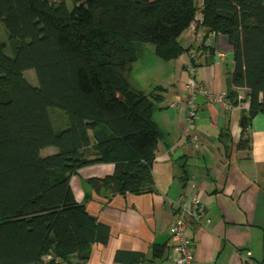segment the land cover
Wrapping results in <instances>:
<instances>
[{
	"label": "trees",
	"instance_id": "16d2710c",
	"mask_svg": "<svg viewBox=\"0 0 264 264\" xmlns=\"http://www.w3.org/2000/svg\"><path fill=\"white\" fill-rule=\"evenodd\" d=\"M70 1L71 11L65 0H0V264L48 255L47 264L72 256L81 264L92 246L108 242L109 227L86 210L92 195L154 190L160 132L152 119L167 90L145 94L131 82L143 45L162 62L211 46L181 43L199 0ZM201 15L200 28L225 37L232 53L226 100L235 103L242 90L249 102L238 145L248 149L250 121L264 116V0H203ZM28 71L36 87L25 80ZM47 147L57 152L41 157ZM101 163L113 164V173L86 180L82 203L69 201L70 178Z\"/></svg>",
	"mask_w": 264,
	"mask_h": 264
},
{
	"label": "crops",
	"instance_id": "0c3cea01",
	"mask_svg": "<svg viewBox=\"0 0 264 264\" xmlns=\"http://www.w3.org/2000/svg\"><path fill=\"white\" fill-rule=\"evenodd\" d=\"M181 43L195 51L201 46L186 33ZM228 47L221 36L213 39L209 48L196 52L195 80L205 91L197 100L198 120L193 131L200 143L197 149L181 139L188 79L184 58L167 62L170 66L160 64L172 73L171 79L163 81L169 80L167 85L172 87L166 89L153 113L160 132L151 171L154 190L141 195L125 192L109 200L92 195L86 210L109 227L110 235L105 245L92 246L81 264H172L175 254L169 230L183 195L198 198L204 212L201 220H187L195 264H264V116L250 121L244 134L248 149L238 147L242 115L248 112L249 102L242 90H238L235 103L226 100L233 68ZM131 82L145 94L162 86L149 80L142 82L148 86L143 89L136 80L131 78ZM219 95H224V103L210 100V96ZM113 171L110 163L81 168L70 178L68 200L82 203L90 193L86 180ZM64 264L80 263L72 256Z\"/></svg>",
	"mask_w": 264,
	"mask_h": 264
},
{
	"label": "built area",
	"instance_id": "2783aa9c",
	"mask_svg": "<svg viewBox=\"0 0 264 264\" xmlns=\"http://www.w3.org/2000/svg\"><path fill=\"white\" fill-rule=\"evenodd\" d=\"M203 0H199L198 16L191 22L188 30L186 31L187 37L197 44H203L205 47L209 46L218 34L206 32L200 28L202 23V10ZM184 66L188 71V79L185 83V96L183 103L186 109L185 122L182 128L181 139L191 142L194 148L199 147V141L193 135L198 120V105L197 100L200 96L205 94L203 86L199 85L195 80V67L197 61L196 53L190 55H183ZM212 102L224 103V95L210 96ZM171 108L175 107V103L170 104ZM204 217L201 202L196 197L181 196L175 211V219L169 230L170 239L172 242V251L175 257L172 264H195L192 241L187 235L188 218L194 220H201ZM209 222L210 220H206ZM50 260H54L52 255L42 258V262L34 264H47ZM57 261V260H55Z\"/></svg>",
	"mask_w": 264,
	"mask_h": 264
},
{
	"label": "rangeland",
	"instance_id": "374dc122",
	"mask_svg": "<svg viewBox=\"0 0 264 264\" xmlns=\"http://www.w3.org/2000/svg\"><path fill=\"white\" fill-rule=\"evenodd\" d=\"M49 4H53L54 2H57L58 0H45ZM67 4L68 10H72L73 6L71 4L70 0H65ZM4 28L2 25H0V35L2 36L4 34ZM143 53L142 56L140 55L139 61L136 62L133 66V69L131 72H129L130 77L133 80H136L137 83L140 85V87H143V89H147L148 86H142V82H147L149 80L155 81L156 86L157 85H162V87L171 88L172 86H169V80L168 82H163L165 81L166 78L171 79L172 78V73L167 69L161 67L160 64L162 65H167L168 63H164L160 61L157 57H154V47L151 44H146L143 45ZM156 60L157 62H154ZM182 60V56L178 59ZM145 63V64H142ZM142 65V66H141ZM170 66V65H167ZM174 71V70H173ZM24 78L25 80L33 87L37 86V81L35 79L34 73L32 71H28L24 73ZM141 79V80H139ZM160 83V84H159ZM173 83V80L170 81V84ZM154 89V88H153ZM152 89V90H153ZM151 90V91H152ZM166 96V94H165ZM55 117V122L58 127H60L61 120H62V114L61 113H56L54 114ZM3 131L6 135L9 136H14V133H12L3 123H2ZM57 152V149L55 147H47L41 150L40 156L41 157H47L54 155Z\"/></svg>",
	"mask_w": 264,
	"mask_h": 264
}]
</instances>
